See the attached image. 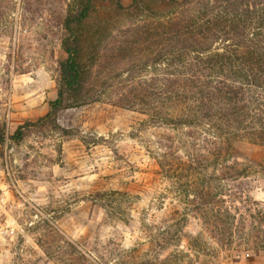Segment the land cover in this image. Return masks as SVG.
I'll return each instance as SVG.
<instances>
[{
	"label": "rangeland",
	"instance_id": "rangeland-1",
	"mask_svg": "<svg viewBox=\"0 0 264 264\" xmlns=\"http://www.w3.org/2000/svg\"><path fill=\"white\" fill-rule=\"evenodd\" d=\"M79 2L0 0V264H264V0L98 1L48 117Z\"/></svg>",
	"mask_w": 264,
	"mask_h": 264
},
{
	"label": "trees",
	"instance_id": "trees-1",
	"mask_svg": "<svg viewBox=\"0 0 264 264\" xmlns=\"http://www.w3.org/2000/svg\"><path fill=\"white\" fill-rule=\"evenodd\" d=\"M104 0H80L76 10L68 14L64 20V28L67 37L63 41V49L67 58L60 64L61 82L58 91V98L50 104L48 117L57 113L62 108L69 106L71 97L80 94L84 84V70L80 62V50L76 27L84 24L93 12L95 4ZM117 8L121 9V0H112ZM172 2V1H171ZM24 137L22 129H19L13 136L16 142H20ZM4 138L0 137V142Z\"/></svg>",
	"mask_w": 264,
	"mask_h": 264
}]
</instances>
